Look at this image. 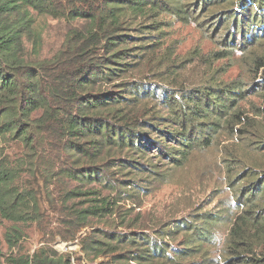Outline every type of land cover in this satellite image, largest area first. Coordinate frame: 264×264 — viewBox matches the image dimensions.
Wrapping results in <instances>:
<instances>
[{
  "label": "trees",
  "instance_id": "trees-1",
  "mask_svg": "<svg viewBox=\"0 0 264 264\" xmlns=\"http://www.w3.org/2000/svg\"><path fill=\"white\" fill-rule=\"evenodd\" d=\"M217 5L223 6V16L208 20L213 14L208 11ZM34 14L82 22L66 32L62 47L51 57L38 59L42 30L33 27ZM163 14L182 24L194 23L209 36L217 33V51L201 55L193 50L184 59L201 58L206 67L203 80L188 89L172 81L170 90L116 81L122 80L129 65L141 63L148 54L153 55L149 61L174 73L175 61L167 49L159 57L148 50L159 40L146 41L140 35L142 30L162 34L166 23L157 19ZM129 30L134 35L125 33ZM236 49L241 53L243 75L224 81L214 63L229 59ZM130 58L133 61L128 63ZM104 83L120 89L101 90ZM253 92L264 97V0H0V218L12 223L4 233L7 247L14 248L21 239L20 224L39 220L35 187L39 176L45 182L58 176L78 184L62 195V204L66 206L73 196L86 199L85 207L72 211L74 222L84 226L89 218L112 212L104 209L110 205L109 198L84 189L94 181L110 183L103 160L112 150L143 153L151 148L153 157L179 168L195 151L206 150L220 134H226L227 140L236 136L251 150L264 152V123L250 122L239 106ZM145 130L155 137L145 135ZM50 134L65 136L59 138V147L66 156L79 155L75 168L60 174L47 173L48 167L43 170ZM9 141L20 144L21 157L6 156L3 145ZM222 148L226 183L238 212L219 262L264 264V169L245 162L229 145ZM24 174L30 180H24ZM191 229L189 243L203 240L208 233L205 225ZM102 234L109 238V233ZM112 237L139 246L133 256L138 264L178 259L177 253L168 256L154 243L139 245L146 241L143 235ZM100 245L115 249L95 240L83 250L95 256ZM6 264H69V260L65 254L40 248L31 256L9 255Z\"/></svg>",
  "mask_w": 264,
  "mask_h": 264
},
{
  "label": "rangeland",
  "instance_id": "rangeland-1",
  "mask_svg": "<svg viewBox=\"0 0 264 264\" xmlns=\"http://www.w3.org/2000/svg\"><path fill=\"white\" fill-rule=\"evenodd\" d=\"M204 11H207V8ZM224 11L223 6H213L208 13L212 12L214 15H210L208 20L222 17ZM157 20L166 23L163 25L162 34L142 30L140 35L146 41L159 40L157 45L148 50H153L154 56L159 57L158 54L167 49V53H170L171 59L175 61L172 68L174 73L149 61V57L153 59V55L148 54L141 63L129 65L128 70L123 73L122 80L116 81L139 82L144 87L150 85L155 89L164 87L168 90L172 88V81L182 84L183 89L201 82L206 73L201 58H194L189 62L184 59L189 58L193 50L201 55L217 51L220 48L216 40L217 33L209 36L208 32L198 25L182 24L166 14L160 15ZM81 22L34 14L33 27L42 30V45L38 59L51 57L62 47L66 32L72 27H79ZM148 23L149 20H146V24ZM125 33L134 35V31L131 30ZM25 49L27 52L30 49L27 42ZM240 54V50L236 49L229 59L223 58L214 63L215 68H221L222 80L229 81L243 75ZM126 61L129 63L131 58ZM100 89L117 92L120 88L104 83L100 85ZM239 106L244 113L243 116L246 115L250 122L252 119L255 124L264 123V97L260 94L255 92L249 94L239 102ZM257 111H260L259 115L256 114ZM144 133L155 137L151 130H145ZM57 136L50 134L45 143L43 170L48 167L46 171L50 174L72 170L76 167L74 163L80 162L79 155L74 158L66 156L59 147V138L65 136L60 134ZM226 136L220 134L209 148L195 151L187 164L179 168L153 157L152 154L155 152L151 148H146L143 153L128 149L122 152L112 150L103 160L106 162L104 167L107 169L106 178L110 183L102 185L99 181H94L84 185V189L89 188L97 191L96 195L109 198L110 205L104 209L110 208L112 212H104V216L91 217L89 223L84 226L74 222L72 211L74 208L85 207L88 204L86 199L73 196L74 199L68 201L66 206L62 204V195L78 187V184L71 180L57 179L58 176L45 182V179L39 176L38 183L35 184L39 191L41 213L39 220L19 225L23 234L12 249L7 247L4 240V233L12 223L0 218V264H6L9 255L31 256L40 248H50L58 254H65L69 264H138L133 260V256L139 246L119 242L120 240L114 239L112 235L129 237L143 235L146 241L139 244L142 247L144 244L147 246L154 243L162 246L168 256L178 254L174 255L178 258L176 262L165 263L162 258L160 262L153 261V264H223L219 262L220 250L238 209L226 183V170L222 162L225 150L222 147L229 145L244 157L245 162L264 169L262 150H251L241 143L239 137L227 140ZM3 149L11 160L21 157L23 153L16 141L5 143ZM98 165L99 163L96 164ZM23 176L24 180H30L27 174ZM73 201L77 203L72 205ZM196 224L199 227L205 225L208 233L203 240L189 243L187 239L192 233L191 228ZM102 233H109L107 236L109 238L106 239ZM95 240L102 241L107 246L112 245L115 249L108 251L105 245H100L98 250L100 254L94 256L93 252L86 253L83 250L85 245ZM104 251L106 253L103 254ZM184 251L187 256L182 255L181 252ZM115 255L118 260L113 259Z\"/></svg>",
  "mask_w": 264,
  "mask_h": 264
}]
</instances>
